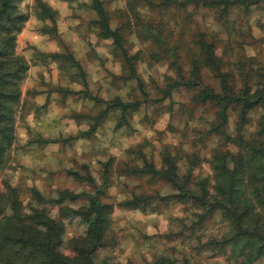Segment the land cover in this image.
Segmentation results:
<instances>
[{"label":"rangeland","instance_id":"1","mask_svg":"<svg viewBox=\"0 0 264 264\" xmlns=\"http://www.w3.org/2000/svg\"><path fill=\"white\" fill-rule=\"evenodd\" d=\"M37 1L51 8L48 15H39ZM102 4L110 27L120 32L147 97L130 79L121 51L102 33L91 0H22L20 7L29 16L16 35L15 51L28 67L14 105L13 141L5 148L0 189L9 182L23 201L29 198L30 187L44 196L67 189L78 196L62 204L77 206L84 203V192L99 188L101 200L113 205L114 241L97 252L98 259L151 264L168 256L182 264L187 256L190 264H229L224 255H213L206 243L227 228L219 215L192 227L193 210L174 200L153 199L138 208L123 204L134 194L165 197L171 190L163 179L135 177L127 168L139 150L158 167L167 149L177 160L184 154L194 156L195 176L212 175L208 160L213 148L222 144L220 136L208 133L214 110L192 106V90L174 91L170 99H161L160 88L176 76L173 52L180 56L184 76L194 59L201 65L203 82L218 85L201 59L202 40L220 58V68L234 88L242 85L249 70L250 84L262 82L264 0L235 5L225 15L182 0ZM115 99L141 104L122 114L112 107ZM261 111L260 107L250 111L247 133L254 130ZM229 117L231 125L234 111ZM104 163L109 164L108 179L102 177ZM89 174L94 181L86 178ZM58 208L49 206L54 214ZM65 222L66 237L82 232L75 219Z\"/></svg>","mask_w":264,"mask_h":264},{"label":"trees","instance_id":"2","mask_svg":"<svg viewBox=\"0 0 264 264\" xmlns=\"http://www.w3.org/2000/svg\"><path fill=\"white\" fill-rule=\"evenodd\" d=\"M21 1L0 0V170L5 165V148L13 141L14 105L20 98V84L28 67L26 60L15 51L16 35L29 16L21 9ZM182 1L215 8L218 14L225 15L230 7L262 0ZM37 6L39 15L46 16L51 11L45 3L38 2ZM91 8L97 14L102 33L121 51L129 67L130 79L137 81L140 93L146 98L147 92L135 73L119 30L109 25L102 0H91ZM202 41L200 56L205 63L198 60L213 72L218 85L203 82L201 65L194 59L190 62L188 76H184L180 56L173 52L176 76L160 88V92L161 99H170L174 91L192 90V106L202 105L214 110L208 133L220 136L222 144L213 148L208 160L212 175L195 176L197 164L192 155L184 154L183 160H177L165 149L161 165L157 167L139 150L134 156L136 161L127 168L129 173L135 177L163 179L171 190L165 197L134 194L123 204L138 208L153 199L174 200L193 210L192 227L219 215L227 228L220 235L207 239L212 254L224 255L229 264H264V80L250 84L248 78L252 71L249 70L243 74L242 85L234 88L228 81V73L220 68V58H216L210 45ZM140 104L139 100L115 99L112 107L125 114ZM255 107L262 111L254 130L247 133L250 111ZM229 111L235 113L231 125ZM103 165L102 177L108 179L109 164ZM86 178L94 181L90 174ZM29 191V198L23 201L18 189L9 182H3L0 189V264H114L108 258H97V252L114 241L110 235L113 205L101 200L99 188L84 192V203L77 206L62 204L78 196L67 189L56 190L54 196H44L35 187H30ZM56 205L59 208L54 214L49 206ZM67 219H75L83 226L82 232L66 237ZM189 260L183 256L182 264H190ZM151 264L175 262L168 256H161Z\"/></svg>","mask_w":264,"mask_h":264}]
</instances>
